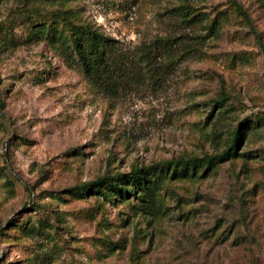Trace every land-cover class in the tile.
<instances>
[{
	"label": "rangeland",
	"instance_id": "rangeland-1",
	"mask_svg": "<svg viewBox=\"0 0 264 264\" xmlns=\"http://www.w3.org/2000/svg\"><path fill=\"white\" fill-rule=\"evenodd\" d=\"M0 264H264V0H0Z\"/></svg>",
	"mask_w": 264,
	"mask_h": 264
},
{
	"label": "trees",
	"instance_id": "trees-1",
	"mask_svg": "<svg viewBox=\"0 0 264 264\" xmlns=\"http://www.w3.org/2000/svg\"><path fill=\"white\" fill-rule=\"evenodd\" d=\"M70 41L73 53L84 70L85 75L92 77L95 82L100 84L102 79L99 75L106 65L105 54L107 45L104 43V37L96 32L85 29L78 35L73 33ZM216 104L220 103L217 102ZM242 127L243 125H240L239 128L232 132L230 146L218 155H205L201 158L194 157L187 161H166L165 165L172 167L174 171L178 168L189 167L190 165L194 167L195 164H203L207 168L212 167L217 162L228 159L235 154L240 144V129ZM156 177L158 180L160 175L158 174ZM154 181L155 184L153 187L156 185V180ZM151 187L149 186V180L147 181L145 173L139 168H133L127 173L99 176L93 181L85 183L81 190L92 191L97 196L106 198L107 192L118 193L122 196H135V192L137 191L143 190L144 192H150Z\"/></svg>",
	"mask_w": 264,
	"mask_h": 264
}]
</instances>
